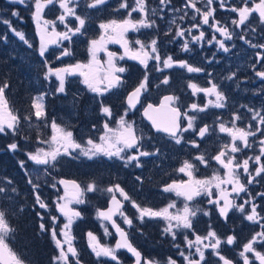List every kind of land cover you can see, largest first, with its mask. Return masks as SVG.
Returning <instances> with one entry per match:
<instances>
[{
  "label": "snow or ice",
  "instance_id": "snow-or-ice-1",
  "mask_svg": "<svg viewBox=\"0 0 264 264\" xmlns=\"http://www.w3.org/2000/svg\"><path fill=\"white\" fill-rule=\"evenodd\" d=\"M13 2L26 7L29 5V0H13ZM107 3L108 0H85L83 5H81L80 0H31L32 16L40 33L38 51L39 55L44 58L46 69L44 78L50 81L52 77H55L58 82L52 95L64 94V96H67L68 78L79 76L82 78L81 83L86 86L87 90L95 94L96 98H100L98 99L99 112L104 117L100 128L102 134L96 139L89 136L84 143L78 142L74 138L73 131L52 120L50 123L51 136L40 141V143L47 144L49 147L47 149L37 148L34 152L26 153L29 161L42 167L36 168L34 173H29L25 167V161H19L20 167L28 174L27 183L31 186L34 204L38 205L40 209L49 210L51 221L49 227H46L43 222V214L38 212L37 216L41 220L39 224L40 231L50 233L51 239L58 250L53 260L56 264H82L80 252L74 244L75 236L72 232L74 223L82 217V213L73 205L85 204L86 194L100 189L95 181L81 187L75 180L61 179L58 183L63 186L62 190L57 188L56 183L51 184V187L56 188L58 193L62 191V195H58L54 201L60 217L65 220L60 225L58 232L57 225L60 217L50 214L49 204L40 195L42 187L39 183L42 179L40 173L50 175V169L54 168L62 157L71 159L83 157L89 161L103 157L108 160L120 161L124 167L131 166L141 169L148 163L147 160H142V158L163 157L165 153L162 147L153 145L151 143L152 137L147 136L145 131L136 125L135 120L129 118V113L136 110L139 104L143 109L142 115L150 121L151 128L155 130V133L162 134L161 138L166 139V142L173 144V146L180 145L182 147L188 144L197 150L200 149V143L197 139H185L184 134L191 131L195 133L200 141H204L207 135L216 131L215 127L207 123L198 127L199 114L206 113L210 107L230 109L229 121H224L219 115L214 120V124L218 125V131L226 133L230 141L220 145L214 155H207L206 151H198L196 155L192 156L191 160H183L177 171L185 174L188 179L172 181L163 186L162 190L164 192L174 193L175 196L183 198L182 208H177L175 201L159 209L141 206L135 200H132L119 183L103 189V191L110 194V206L106 210H98L97 218L105 224V235L110 234L107 227L110 224L115 228L119 239L114 246L101 244L98 237L89 231L87 233L88 247L91 248L97 260L108 258L115 264H122L117 252L120 249H127L135 257L134 264H161L160 261L145 258L132 245L128 239V233L114 218L119 216L129 227L133 226V220L125 215L123 211L124 202L128 201L136 209L140 224H144L146 219L149 221L162 220L165 222L163 232L170 236L172 241H176L178 236H182L181 243L184 244L187 252L179 251V255L183 257L184 264H233V260L222 253V245H233L236 241L234 234L221 237L211 224L208 225L207 231L203 235L198 234L194 228L193 222L198 213H202L204 216L211 215L212 210L201 208L197 200L199 197H206L207 203L214 206L215 211L225 222H228L229 213L235 209L243 214L244 220L259 224L260 231L255 232L248 242L243 245L239 256L243 259L244 264H250L248 254L253 253L260 264H264V253L257 251L255 247L256 245L264 247V215H262L264 207L256 201V197L252 196L248 187L254 183L264 184V107L255 109L247 105H240L241 108H246L251 115L244 126H238V122L243 123L245 120V114L239 112L235 105L229 104V96L226 95L221 85L212 79L207 81L210 85L208 87H202L192 81H189L187 85L192 90V96L203 93L205 97L209 98L203 105L193 102L185 107L180 104V97L174 94L163 96L157 105L148 102L145 95L149 92L150 76L153 71L160 73L162 77H157L160 79V83L156 85L157 88L169 84L170 77L165 74V70L174 67L185 69L188 73L206 72L209 77L212 76V73L208 72L207 68L203 66L191 64L187 60L174 59L170 54L165 53L162 55L161 36L170 37L167 43H175L179 40L181 51L186 53L192 52L190 45L199 44L203 46V43L215 45L219 50L228 53L231 48L236 46L233 43L229 47L227 43L232 41L234 37L244 41L252 48L264 49V43H253L248 34L249 31L253 34L256 33L257 29L253 27V23H256L260 26V35L257 40L264 39V0H239V4L230 3L229 0H184L179 8L171 6L172 0H158L156 7H151L149 0H133L131 4L129 0H120L115 11L119 12L121 9H125L126 15L121 19H110L99 24V29L102 31L97 38L91 39L89 42L88 53L90 59L87 63L77 61L61 67H52L45 56L49 48L54 45L60 49L59 54H56L55 51L51 53L57 60L73 56L74 53L70 47L73 43V37L78 34L84 35L87 31L85 26L90 20L87 9H100ZM198 3L202 4V7H198ZM56 5L61 10L60 14L55 20L45 19V9ZM215 5L226 10L229 14L228 21L222 22L216 18L217 7ZM78 8L81 9L80 12L77 11ZM165 9L182 13L179 16L180 21L187 19L189 11H191V20L197 21V17H199V21L190 23L185 28L178 24L177 19L174 17L167 21V30L161 32L157 19L163 20L165 18ZM133 13H137L139 18L134 19ZM253 13L257 14L258 19L253 18ZM11 14L15 17L20 16L19 10L13 11ZM232 14H235L234 17ZM2 22L8 25L21 41L28 43L22 31L11 27L10 20H3ZM57 22L63 25V31L57 30ZM204 25L212 30L210 38H206V32L203 30ZM49 28H51V31H49ZM141 29H152L154 34L147 41H141L140 39L130 41L127 38L129 32H140ZM237 29H240V31L238 32ZM197 30L199 34L193 35V32ZM217 33L223 39H218ZM0 40L6 41L7 36H0ZM65 41L69 43V46H64ZM133 43L138 47H132ZM109 44L121 45L124 48V54L118 57L117 53L108 50ZM29 47H31V44H29ZM102 52L107 56V60L104 62L99 59V54ZM125 57L138 61L143 66L144 71L141 79L126 95L127 107L118 118L114 119L111 106L105 104L102 98L114 89L124 86L125 81L121 74L125 73L127 69L118 66L116 60H124ZM214 60L215 55L210 59L206 58V63L211 65ZM150 62H152L151 69L149 68ZM262 62H264V53L258 51L256 52L255 63L252 65V71L256 77L264 80V63ZM256 64H260L259 70H257ZM224 79L234 80L236 79V73L231 72ZM8 87L7 81L0 82V134L16 136L20 133L22 118L13 110L6 98L5 93ZM46 95L48 93H42L32 99V111L24 116L23 120L46 119L47 112L44 103ZM142 97H144V103H141ZM77 101L78 97L74 95L73 104ZM182 107H185L184 111H181ZM92 128L96 129L97 125L93 124ZM250 138H258L259 154L238 160L237 153L252 148L254 143L257 142L255 140L250 142ZM146 140L151 151L145 147ZM7 147L13 152L18 151L20 148L15 141L8 144ZM212 161L219 165V169L214 171L212 175L205 177L195 175L199 166L208 168ZM250 161L256 165L252 171H250ZM220 169H223V175H221ZM242 176L245 177L244 180L241 179ZM136 180L140 184L144 183L141 176H137ZM44 183L47 184L48 182L44 181ZM228 186H231L230 189ZM18 191L13 182L8 180L6 184L0 186V200L7 203L14 199L12 194H18ZM242 193L246 198L241 197ZM256 196L264 200V192H258ZM240 199L243 202L237 203V200ZM19 210L22 211V209ZM10 215L8 207H0V264H25L7 243L9 234L15 231L10 224ZM174 246L179 250L181 244L176 243ZM209 250L211 251L209 252ZM206 253H208V257H215L216 259L213 261L206 257ZM164 264H177V261L172 257H168Z\"/></svg>",
  "mask_w": 264,
  "mask_h": 264
},
{
  "label": "rangeland",
  "instance_id": "rangeland-1",
  "mask_svg": "<svg viewBox=\"0 0 264 264\" xmlns=\"http://www.w3.org/2000/svg\"><path fill=\"white\" fill-rule=\"evenodd\" d=\"M12 1L13 0H8L7 3L9 4V2H12ZM80 2H81V5H83L85 3V0H80ZM132 2L133 0H129L130 4ZM119 3H120V0H108L107 5L102 6L100 9H87V14L90 16V20L88 21V23H86V26H85L87 31L84 35L78 34L77 36L73 37V43L70 45V47L73 50L74 55L71 57H64L62 60H57L54 55L51 58V55H50V59L48 61L51 63V66L61 67V66H64L65 64L76 63L77 61L87 63L88 60L90 59V54L88 53L89 42L91 39L97 38L100 32L102 31L101 29H99V24L102 22H106L110 19H121L126 15L125 9H121L119 12L115 11ZM183 3H184V0H183ZM149 4L151 7H156L158 4V0H149ZM20 6L22 7L24 5H20ZM28 6H30L31 8V0H29ZM9 7L11 6H8L7 8ZM199 7H202V5H200ZM60 11L61 10L59 9L58 5L49 6L44 11V17L45 19H48V20H55L56 17L60 14ZM77 11L80 12L81 9L78 8ZM172 13L173 14L172 16H170V20L175 17L177 19V23H181L182 25H185L187 23L189 24L196 23L199 21V17H197V21L191 20V15H192L191 11H189V17L183 21L179 20V16L182 13L174 14L173 11ZM132 15L134 19L139 18L137 13H133ZM157 24L160 26V29L163 27L162 20L157 19ZM57 30L58 31L64 30L63 25H60L59 22H57ZM49 31H51V28H49ZM37 32H38V35L40 36L39 30ZM153 34H154V30L152 29H141L140 32H129L127 36L132 38L134 41L136 39H140L141 41H147L152 37ZM4 35L5 34L0 31V36H4ZM0 41H3V40H0ZM0 43H1L0 44V54H1L4 44H2V42ZM12 43L13 42L10 40V44ZM231 45L232 44H230V47ZM64 46H69V43L65 41ZM135 47H138V45H135ZM50 49L52 51H55L56 54H59L60 49L57 46L53 45L49 48V50ZM108 50L117 53L118 57L124 54L123 50L116 48V44H109ZM14 51L16 52L15 55L11 53L7 54V63L8 62L11 63L8 69L10 70V72H13L15 78H17L18 80H20L22 83L25 84V90L28 93L29 92L31 93L30 97L33 99L35 96H38L42 93H48L49 96L57 97L56 103L53 104L54 111L53 113L49 115L47 112L48 95L45 96L44 103H45L46 112H47L46 119L36 120L35 118H33L31 121H27V124L29 125V127L34 129V131L37 133V136L40 137V140L47 139L51 136L52 133H51V128H50V123L52 120H55L57 124H60L61 126H66L69 130L73 131L74 138L78 142H81V143H84L89 138V136H91L93 139H96L100 134H102L100 132V128L102 126L104 117L99 112L98 99L100 98H96L95 94L87 90L86 86L81 83V80H82L81 77L74 76V77L68 78V83L66 85L67 92H68L67 96H64V94H59L56 96L52 95V92L58 83L55 77L51 78V84L48 90L46 91H41L39 89L36 90L32 87L33 86L32 84L35 81H33L32 83V72L29 69L30 65L27 63V60H28V56L26 55L27 51L21 50L19 46ZM161 54H162V51H161ZM173 57L174 59H177L176 56H173ZM99 59L102 62L106 61L107 60L106 54L103 52L100 53ZM127 59L128 58L125 57L124 60H119V59L116 60V63L118 66H123L127 69L125 73L121 74L125 81L124 86L119 89H114L111 93L107 94L105 97L102 98L105 104L111 106L114 119L118 118L119 115L127 107L125 100H126V95L128 94L129 88L134 85V82L139 81V79H141L143 75L142 73L143 68H140V66L128 65ZM255 60L256 59L254 58L249 59L246 52H241V50H236L235 54H233L232 57H230L229 59V63H230L229 74L231 72H235L236 79L229 80V88L231 89L240 88L241 80L238 77L240 74V71H245L244 72V78H245V76L249 74L250 68L255 63ZM188 62L194 65H197V66L199 64L197 61L188 60ZM201 63H202L201 65L205 64L204 62H201ZM258 66L260 67V64H256V67ZM149 68L150 69L152 68V62H150ZM175 69L176 67L165 70V74L170 77V81L168 85H161L159 88H157L156 85L160 83V79H158L157 77L162 78L160 76V73H156L155 71L151 73L150 89H149V92L146 93L147 101L153 100L155 102H158L161 95L164 92L170 89L174 90L173 86H174V78H175L174 77ZM254 81L259 82L254 88L255 90L254 93L261 94L260 96L261 104L257 105L255 109H260L261 107H264V80H261L260 78L256 77ZM241 87H243V84ZM74 95L78 97V101L75 104H73ZM24 97L26 98V100L30 99L29 96H24ZM230 104L235 105L236 109L239 110L241 100L232 98V94H230ZM239 112L243 113V111H240V110ZM129 118L132 120H135L136 125L139 128L143 129L147 136L152 137L151 143L153 145H158L162 147V150L165 153L163 157L142 158V160L148 161V163H146L142 169L134 168L131 166L124 167L123 163L120 161L108 160L107 158H103V157H100V158H97L91 161L83 157L78 158V159L62 157L60 161H64L63 163L65 165V166L63 165L64 172L69 174L70 176H73L79 179L81 183L83 184V187L86 186L89 182L95 181L97 185L99 186L100 190L96 192H92L90 194L91 195L94 194L93 198L97 202H100L103 205H105L107 203V200L110 198V194L103 191V189L107 188L108 186L114 185L116 183H119L120 186L124 188V190L129 194L132 193V191H134L137 194V197H133V200H135L141 206H147L146 205V202H147L146 195L148 193L150 194L152 191L155 192V194L157 195L166 194L167 196H172L173 198L175 194L164 192L162 190L163 186L165 184L171 183L172 181H177L174 176L179 175L182 177V180H185L187 178V177H184L185 174L180 173L177 170L181 166L183 160L185 159L191 160L192 156L196 155L194 148H192V146L188 144H185L182 147L180 145L173 146V144L166 142V139L161 138L162 134H157L153 131V129L151 128V125L145 120L140 110L130 112ZM223 120L226 122L230 120V109H229L228 119L226 120L223 119ZM93 124L97 125L96 129L92 128ZM238 126H244V122L243 123L238 122ZM253 140L257 141V143H254L252 148L254 149V147H259L258 138H250V142ZM229 141H230V138L228 137V135H226V138H224V140H222L219 143L213 144L215 146L214 147L215 150L218 151L220 145L227 143ZM41 147L47 149L49 146L47 144L41 143L40 145H38L37 148H41ZM145 147L151 151V148L149 147L147 140L145 141ZM34 151L30 150L28 152H34ZM256 154H259V149H258V153ZM237 159L242 160L244 158L238 157ZM250 164H253V163L250 162ZM36 168L31 169V173H34V170ZM218 168H219V165L215 167L214 171H216V169ZM199 170L200 169L198 168V171ZM221 175H223V173ZM137 176H141L144 179L143 184H140L136 180ZM59 180H60V177L57 179V181ZM4 184H6V182L4 181L0 182V186H3ZM56 185H57V182H56ZM57 187H60V186L57 185ZM145 189H148L149 191H146ZM59 195H62V192ZM177 199H179V197H177ZM200 199L201 197L197 198L199 202V206H201ZM172 201H174V198L166 201L165 204L167 205L168 203ZM8 202H10L9 204L12 203L11 200ZM149 203L152 206V205H158L159 202L155 201V199L152 198L151 200H149ZM183 203L184 202H182V204ZM92 204H94L93 201L87 200L86 203L83 205H80V206L73 205V207H76L78 210L81 211L82 213L81 218L85 219L84 221H86L89 224V226L87 227L86 226L79 227L75 224L79 223L82 220L81 218L76 220V222L73 225V229H72L73 235L75 236L74 244L77 247L80 254L81 253L82 254L84 253L85 255L87 254L86 256L90 257L89 259H91L92 257H95L94 253H92L91 248L88 247V238L86 236L89 231L93 232L98 237L101 244L113 246V243L108 242V240L113 237V231L111 227L107 225L110 234L105 235L104 233L105 224L102 223L101 220L97 218L98 210L96 209L95 213L92 214V211L89 209V207ZM125 215L128 216V212L125 213ZM248 227L250 229V225H248ZM214 228L216 227L214 226ZM258 231H260L259 224L257 225V229H255V232H258ZM10 236L14 237V240H15L16 236L18 237L19 234L17 235L16 230H15L14 232L9 234V237L7 239V243H9V246L17 254L18 251H15V248L13 246L14 244L9 242ZM180 237L182 239V236ZM22 239H23V236H22ZM247 242L248 240L243 242V245ZM23 245H24V241H21L19 245L17 244V246L20 249H23L22 248ZM255 247L258 251L264 253V247L260 245H256ZM185 252H187V250ZM118 257L120 261L123 263V258L120 257L119 255ZM168 257H172L173 259L177 261L174 255H171V254L170 255L166 254L165 256H160L158 258L157 256H152V260L156 258L154 261L158 260L161 262V264H164V262L167 260ZM110 261L111 260L108 258H101V261L99 264H107V262L109 263L113 262V261L111 262ZM258 263L260 264L259 261ZM25 264L27 263L25 262Z\"/></svg>",
  "mask_w": 264,
  "mask_h": 264
},
{
  "label": "flooded vegetation",
  "instance_id": "flooded-vegetation-1",
  "mask_svg": "<svg viewBox=\"0 0 264 264\" xmlns=\"http://www.w3.org/2000/svg\"><path fill=\"white\" fill-rule=\"evenodd\" d=\"M229 2L239 4V0H229ZM182 4H183V0H172L171 6L179 8L182 6ZM200 5L202 4L198 3L197 6L199 7ZM215 6L217 7L216 18L220 19L222 22L228 21L229 14L226 12V10L220 9L218 5H215ZM177 13L178 12H174V14H177ZM172 14H173L172 11H170L169 9H165V18L162 20L163 27L160 29L161 32L167 30V21L170 20V16H172ZM234 15L235 14H232L233 17ZM253 18L258 19L257 14L253 13ZM178 24H180L181 26L185 28L189 26V23L185 25H182L181 23H178ZM253 27L257 29L256 33L253 34L250 31L248 33L250 38L252 39V42L253 43H257V42L264 43V39H261L259 41L257 40V37L260 35V26L256 23H253ZM203 30L206 32V38H210L212 35V30L207 25L203 26ZM237 31L239 32L240 29H237ZM198 34H199L198 30L193 32V35H198ZM216 35L218 39H223V37H220L218 33ZM128 37L129 36H127V38ZM168 39H170V37L161 36V44L163 45V48H162L163 55L166 53L172 56H176L177 60L197 61L199 63L198 66H204L205 68H207V71L211 72L212 76L209 77L206 72L188 73L185 69L176 67V69L174 70V77H175L174 86H173L174 90L170 89L164 92L162 95L168 92H173L176 96L180 97V104L185 107L190 105L193 102L203 105L204 103H206L207 99L209 98L205 97L203 93H199L196 96H192L191 95L192 90L188 88L187 85L189 81H192V82L199 84L202 87H208L210 85L207 83V81L209 79H212L215 82H218L221 85V88L225 91L226 95L229 96V104H230V94H232V98L241 100L240 105H247L248 107L255 108L257 105L261 104V97H260L261 94L254 93L255 92L254 88L259 82L254 81L256 77L254 76L255 74L252 71V67L250 68L249 74H247L245 78H244L245 71H240V74L238 76L241 80L239 89L229 88V80H225L224 77L225 75H229V71H230L229 59L230 57H232L233 54H235L236 50H241V52H246L249 59L251 58L256 59V52L259 51L261 53H264V49L252 48L250 47V45H248L244 41L239 40L238 38L234 37L232 41H228L227 43L229 47H230V44H233V43L236 46L233 49H231V51L228 53H225L222 50H219L217 46L215 45H208L207 43H203V46L199 44L191 45L190 47H192V52L186 53V52L181 51L179 40H177L175 43H167ZM129 40L134 41L132 38H130ZM131 46L135 47V44L133 43ZM116 47L121 49L119 44H116ZM213 55H215V60L213 61L211 65H208L206 63V58L210 59L212 58ZM201 62H204L205 64L201 65L202 64ZM127 64L130 66H140V68H143V66L140 65L138 61L127 59ZM256 68L260 69L259 66ZM137 82L138 81L134 82V85ZM242 84H243V87H241ZM133 86L129 88L128 92L131 91ZM212 99H214V97H212ZM144 102L145 101L143 100L142 103ZM185 107H182L181 110L184 111ZM137 110H140L142 112V108L140 105L134 111H137ZM239 110L243 111V114H245L246 118L243 122L244 124H246L248 122V117H250L251 114L247 112L246 108L239 107ZM189 114L191 115L192 113L190 112ZM217 115L221 116L223 119L226 120L228 119L229 109H215V108L210 107L206 113L199 114V118L197 120L198 127L202 126V124L204 123H207L210 126H213L216 128V131L212 132L210 135H207L204 138V141H200L199 138L196 137L195 133H192L191 131L184 134L185 139H189V138L197 139V141L200 143V149L199 150L194 149L196 154L198 153V151H206L207 155L216 154L217 151L215 150L214 148L215 146L213 144L219 143L222 140H224V138H226L227 134L220 133L218 131V125L214 124V120ZM258 149L259 147H254V149L253 148L245 149L242 153H237L236 156L237 158L238 157L245 158L247 156H254L256 153H258ZM216 166L217 164L214 161L211 162L208 168L199 166L200 170L197 173H195V175L197 177L198 176L199 177L210 176L214 172V169ZM255 167L256 165L250 164V171L254 170ZM220 172L222 174L223 169H220ZM70 177H73V176H70ZM174 177L176 178L177 181L182 180V177L179 175L174 176ZM184 177H187V176L184 175ZM187 179L188 178H186L185 180ZM241 179L244 180L245 177L242 176ZM228 187L230 189L231 186H228ZM248 187L252 193V196H255L256 201L260 203L262 207H264V200H261L259 196H256V193L264 192V184L254 183L252 185H249ZM145 190L149 191L148 189H145ZM214 194H215V191H214ZM129 196L133 200V197H137V194L134 191H132V193H130ZM241 197L246 198L244 197L243 193L241 194ZM146 198H147V202H146L147 206H151L149 203V200H151L152 198L155 199V201L159 202L158 205L151 206L154 209H159V208L166 206L165 204L166 201L171 200L173 198H174V201L176 202V205H178L177 208H182L183 207L182 202H184L183 198L181 197L177 199L176 196H173L172 198V196H167L166 194L157 195L153 191L150 194L148 193L146 195ZM200 202H201V206H200L201 208L205 210H212V211H211L210 216H204L202 213H198L196 219L193 222L196 232L200 235L205 234V232L207 231L208 225L211 224L213 228L214 226L216 227L214 229H216V231L221 237L234 234L236 237L235 243L233 245H222V253L228 258L232 259L233 264H244L243 259L239 256V252L242 250L243 242L249 240L251 236L255 233V229H257L256 226L258 224H254L253 222L244 220L243 214L239 213L235 209L229 213L228 222H225L223 218L219 216L218 212L215 211L214 206L209 205L207 203L206 197H201ZM242 202H243L242 199L237 200V203H242ZM105 205H107V203ZM123 211L125 213L128 212V217L133 220V226L129 227L127 224L123 222L122 218L119 216H117V220L127 230L129 237L132 240L133 244L137 247V249H139V251L143 254L145 258L152 259V256H157L158 258L160 256H165L166 254L167 255L171 254V255H174V257L177 259V264H184V259L183 257L179 255V251H186L187 249L185 248L184 244L181 243L182 239L180 236H178L176 241H172L171 237L166 235L163 232V229L165 227L164 221L162 220L149 221L146 219L144 224H140L139 220L137 219L138 213L136 209L128 201H125V206H124ZM262 215H264V213H262ZM248 225H250V229ZM111 229L113 231L112 227ZM22 232H24L22 225L20 226V229L16 228V234L17 235L19 234L18 237L20 239H21ZM191 238H194V237H191ZM116 239H117V236L115 232L113 231V237L111 238V241L108 240V242L113 243V246H114L116 243ZM176 243L181 244V247L179 250L174 246ZM210 251L211 250H209V252ZM117 255L123 258L122 264H134L135 257L132 254H130L127 250L120 249L118 250ZM248 256H249L250 264H259L258 260L255 258L253 253H249ZM206 257H208V253H206ZM208 258L212 259L213 261L216 259L215 257H208ZM21 259L27 264H29L23 258ZM111 264H115V262H111Z\"/></svg>",
  "mask_w": 264,
  "mask_h": 264
},
{
  "label": "trees",
  "instance_id": "trees-1",
  "mask_svg": "<svg viewBox=\"0 0 264 264\" xmlns=\"http://www.w3.org/2000/svg\"><path fill=\"white\" fill-rule=\"evenodd\" d=\"M8 0H0V31L7 36L6 41H0L4 44L2 52L0 54V82L7 81L8 89L6 90V98L9 99V104L15 112H17L21 118L22 122L20 125V133L16 136L3 135L0 134V182H6L11 180L13 184L18 188V194L13 193V198L10 202L5 203L3 200H0V207H8L11 213L10 223L13 225L14 229H20L22 225L24 232L21 234V239L16 236H10L9 242L14 244L15 251H18L17 254L29 264H56L53 260V257L57 255V249L53 240L51 239L50 233L41 232L39 229V224L41 223L40 218L37 216V213H41L44 216L43 222L46 227H49L51 221L49 219V210L40 209L38 205L34 204V196L32 194L31 186L27 183L28 174L20 167L19 161H25V167L28 169V172L31 173V169L36 167L33 162L29 161L26 153L28 151L36 150L38 145H40V137L37 136V133L34 129L30 128L27 124V121L23 120V117L26 116L29 112L32 111L31 102L32 98L31 93L25 90V84L20 80L15 78L13 72H10L8 69L11 63H7V54L11 53L16 54L14 50L21 48V50L27 51L26 55L28 56L27 63L30 65L29 69L32 72V87L36 90L46 91L49 89L51 80H45V66L44 58L39 55V45H40V36L38 35V29L36 26V21L32 16V10L30 6L24 7L19 4L12 2L7 3ZM8 6H11L7 8ZM19 10L20 16H12V12ZM3 20H10L11 27L16 28L18 31H22L28 41L25 43L21 41L15 34L11 31L10 27L4 24ZM10 40L13 42L10 44ZM31 43V47L29 44ZM1 44V43H0ZM24 44V45H23ZM117 48V47H116ZM9 51V52H8ZM53 51L50 49L45 53L48 60L50 55L52 58ZM5 58V59H4ZM28 65V66H29ZM28 94V95H27ZM24 96H29L30 99L26 100ZM57 97H52L48 95L47 98V112L50 115L53 113V104L56 103ZM58 105V103H57ZM17 142L20 146L19 150L13 152L8 149L7 145L11 142ZM64 161H60L56 166L50 169V175H45L43 172L40 173L42 179L39 181L42 187L40 189V195L50 206V214L60 217L59 212L56 210L54 201L61 192H57L56 188H52L51 184L56 183L62 190V186L58 183L57 179L61 176H70L64 172L63 167L65 166ZM64 165V166H63ZM30 167V168H29ZM44 181L48 183L45 184ZM94 194H86V201H93L89 209L92 211V214L95 213L98 207L103 206L100 202H97L93 198ZM109 200V199H108ZM107 200V202H108ZM106 201V199H105ZM80 206V205H78ZM19 209H22L20 211ZM94 216V215H92ZM82 221L75 224L79 227L89 226V224L84 221L85 219L81 218ZM65 222L63 217H60L59 224L57 225V231L59 232V227ZM257 227V226H256ZM23 236V239H22ZM27 236V237H26ZM87 237V236H86ZM21 241H24L23 249H20L19 245ZM111 241V239H109ZM87 255V254H86ZM84 253L80 254V259L82 264H99L101 260H96L95 257L86 256ZM107 264H111L107 262Z\"/></svg>",
  "mask_w": 264,
  "mask_h": 264
},
{
  "label": "water",
  "instance_id": "water-1",
  "mask_svg": "<svg viewBox=\"0 0 264 264\" xmlns=\"http://www.w3.org/2000/svg\"><path fill=\"white\" fill-rule=\"evenodd\" d=\"M120 47H121V49L123 50V53H124V48L120 45ZM128 58V57H127ZM129 59V58H128ZM129 60H131V59H129ZM133 61H135V60H133ZM171 94H174L173 92H168V93H166V94H164V95H162L161 96V98H160V100L163 98V96H165V95H171ZM146 95V94H145ZM175 95V94H174ZM143 100H144V97H142L141 98V103L143 102ZM159 100V101H160ZM159 101L158 102H155V101H153V100H148V102H151V103H153V104H157L158 105V103H159ZM139 106V104L137 105V107ZM182 111V110H181ZM142 112H143V109H142ZM144 117V116H143ZM145 118V120L150 124V121H148L147 120V118L146 117H144ZM151 125V124H150ZM154 130V129H153ZM155 131V130H154ZM61 179H67V180H75L77 183H79L80 185H81V187H83V185H82V183H81V181L79 180V179H77V178H75V177H70V176H61L60 177V180ZM62 186V185H61ZM63 187V186H62ZM118 198H119V196H118ZM110 206V198H109V200H108V202H107V205H105V206H102V207H99L98 208V210H106L108 207ZM124 206H125V202H124ZM116 220H117V217H114ZM117 223H119V221L117 220ZM120 225H121V223H119ZM111 226V225H110ZM112 227V226H111ZM121 227L122 228H124L122 225H121ZM113 228V227H112ZM125 229V228H124ZM113 231L115 232V234H116V236H117V239H116V241L119 239V235L116 233V230H115V228H113ZM125 231L127 232V230L125 229ZM128 233V232H127ZM128 239H129V241L132 243V245L134 246V247H136L134 244H133V242H132V240L130 239V237H129V234H128ZM137 248V247H136ZM125 250H127V249H125ZM139 250V249H138ZM130 253V252H129ZM131 254V253H130Z\"/></svg>",
  "mask_w": 264,
  "mask_h": 264
}]
</instances>
